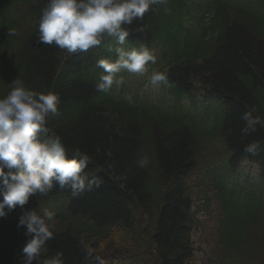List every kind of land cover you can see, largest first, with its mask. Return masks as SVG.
Listing matches in <instances>:
<instances>
[{
	"label": "trees",
	"instance_id": "obj_1",
	"mask_svg": "<svg viewBox=\"0 0 264 264\" xmlns=\"http://www.w3.org/2000/svg\"><path fill=\"white\" fill-rule=\"evenodd\" d=\"M47 3L0 0V97L14 79L58 93V114L47 126L68 149L92 157L85 171L102 183L77 197L58 186L30 197L25 210L55 212L53 239L36 264L57 252L64 264H264V128L241 133L245 112L264 119V0H166L128 26V42L159 47V71L170 82L164 86L176 97L167 107L124 85L96 90L102 73L96 61L111 59L112 38L72 56L38 43ZM182 97L190 108L181 107ZM197 105L214 106L220 117L207 122L204 110L192 109ZM253 141L260 150L247 154ZM209 148L232 172L244 161L255 168V179L244 177L241 196L205 161ZM144 155L150 163L139 168ZM210 185L217 204L203 196ZM21 213L17 207L0 218V264H21L27 240L17 227ZM203 232L213 247L199 259Z\"/></svg>",
	"mask_w": 264,
	"mask_h": 264
},
{
	"label": "clouds",
	"instance_id": "obj_2",
	"mask_svg": "<svg viewBox=\"0 0 264 264\" xmlns=\"http://www.w3.org/2000/svg\"><path fill=\"white\" fill-rule=\"evenodd\" d=\"M165 3L166 0H48L41 9L37 42L55 45L72 56L100 46L106 38L114 39L117 46H109L108 50L115 52L116 59L96 61V66L102 69L96 90L119 91L125 84L120 73L145 76L149 64L157 62L155 52L143 44L124 47L132 31L128 26L142 20L153 6ZM8 35H16L15 30H9ZM148 84L153 88L170 86L168 74L153 71ZM124 99L133 103L129 94ZM60 102L58 93L32 90L20 79H14L11 90L0 97V218L17 207L22 210L17 227L25 229L27 240L22 248L21 264H36L54 236L55 212L45 209L41 215L35 209L25 210L30 197L47 195L57 186L61 190L69 189L77 197L102 183L98 175L90 176L85 171L92 157L79 147L68 149L61 137L47 126L48 119L58 114ZM242 119L243 136L255 132L258 125L264 128V119L251 112H245ZM260 146L253 141L245 146L244 152L255 155ZM149 163L147 155L136 161L139 168H146ZM44 264H64L63 253L57 252Z\"/></svg>",
	"mask_w": 264,
	"mask_h": 264
},
{
	"label": "rangeland",
	"instance_id": "obj_3",
	"mask_svg": "<svg viewBox=\"0 0 264 264\" xmlns=\"http://www.w3.org/2000/svg\"><path fill=\"white\" fill-rule=\"evenodd\" d=\"M195 1L196 3L204 2V0H195ZM210 15L211 13L205 14V19H204L205 22L209 19ZM115 46H117L116 43ZM124 47L132 48L139 46L132 45L130 42L126 41ZM148 48L152 49L157 56L159 55V47L149 46ZM111 57L112 60L116 59L115 52H114V56ZM157 69L158 67L156 66V64H149V71L145 76H139L127 72H122L120 73V75L124 77L125 80L124 85L127 88H130L132 91H135L139 99H146L148 102L157 105L159 107H167L172 102H174L172 93H170L163 85H161V87L159 88H153L148 84L149 76L153 71H157ZM197 95H200V93H198ZM180 104L181 107H183L184 109L190 108V103L188 102L187 99L180 100ZM192 109L200 112V106L192 107ZM210 115L218 119L220 117V112L216 110L214 106L210 105L209 108L206 109L204 115L205 120L209 123L212 121V117ZM207 153L209 154V157H207L205 161L207 162L212 161V165H216V167L218 168L217 173L222 177L224 181H230L232 178L231 185L236 187L238 196H241L243 190L239 189L240 185L242 184V182L245 181L244 180L245 176L248 175L251 178V180L252 178L255 177L256 175L255 168L246 162H242L238 165L237 169L233 172V174L230 175L227 171L228 162L227 161L220 162L219 156L217 154L218 152L216 150H214L213 148H209V152ZM252 182L253 185H258V182L256 180H253ZM203 196H207L209 198L210 205L217 204L218 198L215 195L214 188L212 187V185H210V188L205 193H203ZM242 204H243L242 200H238L237 206H241ZM209 236L210 235H208L207 232H203L202 238L204 239V241L202 242V244L201 243L197 244V247L201 248V251L196 252L197 257L199 259L200 258L206 259L211 254V248L213 247V245H212V241L210 244Z\"/></svg>",
	"mask_w": 264,
	"mask_h": 264
}]
</instances>
